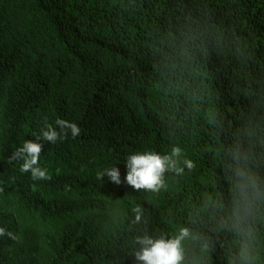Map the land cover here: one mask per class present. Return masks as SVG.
<instances>
[{
    "label": "trees",
    "instance_id": "obj_1",
    "mask_svg": "<svg viewBox=\"0 0 264 264\" xmlns=\"http://www.w3.org/2000/svg\"><path fill=\"white\" fill-rule=\"evenodd\" d=\"M57 119L80 134L44 141ZM250 125L264 139V0H0V264H138L137 236L182 227L185 264H239L213 204ZM29 140L50 180L10 160ZM173 146L191 171L124 182L128 155ZM256 247L264 264V227Z\"/></svg>",
    "mask_w": 264,
    "mask_h": 264
},
{
    "label": "clouds",
    "instance_id": "obj_2",
    "mask_svg": "<svg viewBox=\"0 0 264 264\" xmlns=\"http://www.w3.org/2000/svg\"><path fill=\"white\" fill-rule=\"evenodd\" d=\"M58 132L51 125L45 124L41 138L48 143H55L66 137L70 131L73 137L80 134L75 123L57 119ZM229 150L227 176L224 181L229 204L223 200L214 202L213 207L218 213L217 230L234 234L239 241V264H257V243L260 227H264V139L250 125ZM43 144L25 141L16 149L10 160L20 159V171L30 173L33 180H50L47 169L39 166ZM182 149L173 146L170 153L161 155L156 152H135L126 158V176L124 182L135 191L159 192L165 187V174L173 172L183 175L185 169L191 171L195 165L192 160L184 159L180 165ZM107 176L110 182L121 183L120 172L116 167H109L97 173V179ZM134 222H140L142 211L135 208ZM5 230L0 228V235ZM193 237L187 227L180 228L177 235L166 238L161 235L153 238L148 234L136 237L139 246L134 257L138 264H185L184 241ZM210 241H205L203 248L209 250ZM229 264H236V257H230Z\"/></svg>",
    "mask_w": 264,
    "mask_h": 264
}]
</instances>
